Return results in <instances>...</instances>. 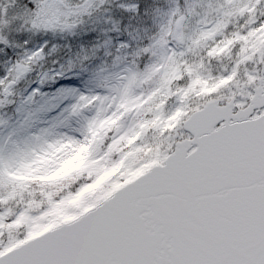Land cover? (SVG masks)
Listing matches in <instances>:
<instances>
[{
	"label": "rangeland",
	"instance_id": "obj_1",
	"mask_svg": "<svg viewBox=\"0 0 264 264\" xmlns=\"http://www.w3.org/2000/svg\"><path fill=\"white\" fill-rule=\"evenodd\" d=\"M263 58L264 0H0V254L163 163L207 101L246 106Z\"/></svg>",
	"mask_w": 264,
	"mask_h": 264
},
{
	"label": "water",
	"instance_id": "obj_2",
	"mask_svg": "<svg viewBox=\"0 0 264 264\" xmlns=\"http://www.w3.org/2000/svg\"><path fill=\"white\" fill-rule=\"evenodd\" d=\"M262 107L260 86L235 112L234 98L209 100L163 163L0 264H264V113L251 116Z\"/></svg>",
	"mask_w": 264,
	"mask_h": 264
},
{
	"label": "trees",
	"instance_id": "obj_3",
	"mask_svg": "<svg viewBox=\"0 0 264 264\" xmlns=\"http://www.w3.org/2000/svg\"><path fill=\"white\" fill-rule=\"evenodd\" d=\"M9 49H10V48H8V50H9ZM56 63H57V62H55V64H56ZM50 65H51L50 63H49V64H48V63L43 64L42 68L49 67ZM42 68H41V69H42ZM32 78H33V77H32V75H31V76L28 77V80H30V79H32ZM26 80H27V78L24 80V82H26ZM20 86H22V85H20ZM20 86L17 87L16 89H19ZM15 93H16V91H14V94H13L14 96H15ZM14 96L12 97L11 101H10L9 103L6 104V106L4 105L5 107L2 108L3 110H10V109L13 107V104H14V102H15V97H14Z\"/></svg>",
	"mask_w": 264,
	"mask_h": 264
},
{
	"label": "bare ground",
	"instance_id": "obj_4",
	"mask_svg": "<svg viewBox=\"0 0 264 264\" xmlns=\"http://www.w3.org/2000/svg\"><path fill=\"white\" fill-rule=\"evenodd\" d=\"M105 124H106V121L103 118H101L99 121H97V123L94 124L93 134H92L93 139H94L95 135L98 134L100 132V130L105 126Z\"/></svg>",
	"mask_w": 264,
	"mask_h": 264
},
{
	"label": "flooded vegetation",
	"instance_id": "obj_5",
	"mask_svg": "<svg viewBox=\"0 0 264 264\" xmlns=\"http://www.w3.org/2000/svg\"><path fill=\"white\" fill-rule=\"evenodd\" d=\"M260 79H261V77H260ZM261 82V81H260ZM262 84V82L259 84V85H261ZM262 87H263V85H262Z\"/></svg>",
	"mask_w": 264,
	"mask_h": 264
}]
</instances>
